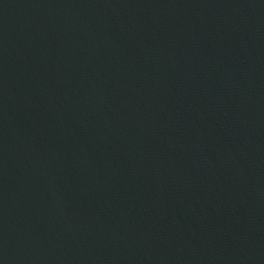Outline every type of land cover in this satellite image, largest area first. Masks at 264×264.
<instances>
[{
	"label": "water",
	"instance_id": "1",
	"mask_svg": "<svg viewBox=\"0 0 264 264\" xmlns=\"http://www.w3.org/2000/svg\"><path fill=\"white\" fill-rule=\"evenodd\" d=\"M0 264H264V0H0Z\"/></svg>",
	"mask_w": 264,
	"mask_h": 264
}]
</instances>
